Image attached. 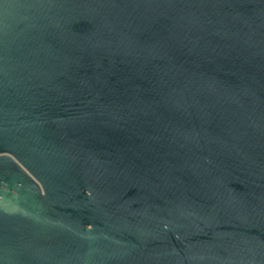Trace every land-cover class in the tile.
Listing matches in <instances>:
<instances>
[{
    "label": "water",
    "instance_id": "obj_1",
    "mask_svg": "<svg viewBox=\"0 0 264 264\" xmlns=\"http://www.w3.org/2000/svg\"><path fill=\"white\" fill-rule=\"evenodd\" d=\"M0 264H264V0H0Z\"/></svg>",
    "mask_w": 264,
    "mask_h": 264
}]
</instances>
